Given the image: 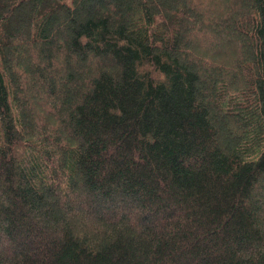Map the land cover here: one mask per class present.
<instances>
[{
  "label": "trees",
  "instance_id": "1",
  "mask_svg": "<svg viewBox=\"0 0 264 264\" xmlns=\"http://www.w3.org/2000/svg\"><path fill=\"white\" fill-rule=\"evenodd\" d=\"M0 264H264V0H0Z\"/></svg>",
  "mask_w": 264,
  "mask_h": 264
}]
</instances>
